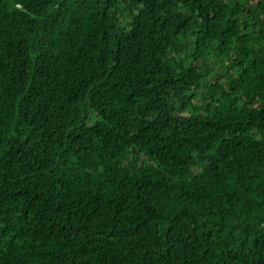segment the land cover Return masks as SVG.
<instances>
[{
	"label": "trees",
	"instance_id": "trees-1",
	"mask_svg": "<svg viewBox=\"0 0 264 264\" xmlns=\"http://www.w3.org/2000/svg\"><path fill=\"white\" fill-rule=\"evenodd\" d=\"M0 264H264V0H0Z\"/></svg>",
	"mask_w": 264,
	"mask_h": 264
}]
</instances>
